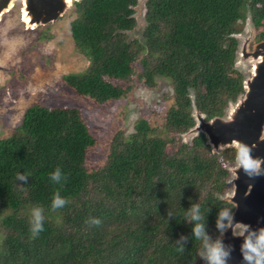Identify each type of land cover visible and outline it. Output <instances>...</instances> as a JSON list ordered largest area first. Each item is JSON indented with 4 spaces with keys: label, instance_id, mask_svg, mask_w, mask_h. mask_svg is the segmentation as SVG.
Masks as SVG:
<instances>
[{
    "label": "trees",
    "instance_id": "1",
    "mask_svg": "<svg viewBox=\"0 0 264 264\" xmlns=\"http://www.w3.org/2000/svg\"><path fill=\"white\" fill-rule=\"evenodd\" d=\"M136 2L74 1L69 30L89 63L63 79L101 105L161 78L171 94L159 123L141 117L130 133L116 129L100 163L88 167L98 138L78 109L30 104L0 137V264H194L202 242L186 219L191 205L200 204L212 238L217 212L233 209L220 196L235 149L211 153L203 133L190 142L178 135L195 123L190 92L205 119L221 116L243 92L232 33L248 11L264 39V0H146L141 42L124 33L135 26ZM57 167L66 177L60 184L49 178ZM57 190L69 203L52 211ZM34 206L45 216L37 238L29 230ZM181 236L188 237L182 253Z\"/></svg>",
    "mask_w": 264,
    "mask_h": 264
},
{
    "label": "rangeland",
    "instance_id": "2",
    "mask_svg": "<svg viewBox=\"0 0 264 264\" xmlns=\"http://www.w3.org/2000/svg\"><path fill=\"white\" fill-rule=\"evenodd\" d=\"M74 1L70 0L68 7L46 24L28 25L22 19L21 0H13L10 8L0 15V137L19 122L23 111L32 103L39 102L48 107H73L85 117L88 127L98 138L97 144L89 147L86 155L87 166L95 167L102 160L107 137L113 131L121 128L125 133H130L135 121L141 117L156 120L154 125L159 123L170 101L167 96L171 94V86L157 78L155 86L151 88L139 84L125 98L101 105L87 96L75 94L63 77L82 71L89 62L76 50L69 30L70 21L75 17ZM245 18L247 14L241 28L232 33L236 47L240 42L239 35H244L250 28ZM139 21L135 19V29L124 32L127 41L143 40L146 22L141 25ZM253 27L255 36L249 41V51L255 43L264 40L257 37L258 28L254 24ZM247 63L243 69L245 74L241 72L245 80L250 76L251 69V64ZM191 112L201 113L196 107L193 110L192 106ZM192 136V133L178 135L182 142H190ZM229 148L233 147L225 149ZM225 149L212 152L210 146L211 153H221ZM229 177L230 172L225 181L227 186ZM228 191L229 186L223 195ZM194 264H203L202 259Z\"/></svg>",
    "mask_w": 264,
    "mask_h": 264
},
{
    "label": "water",
    "instance_id": "3",
    "mask_svg": "<svg viewBox=\"0 0 264 264\" xmlns=\"http://www.w3.org/2000/svg\"><path fill=\"white\" fill-rule=\"evenodd\" d=\"M8 1L0 0V15L7 10L4 8ZM69 1L27 0L22 10H25L28 21L22 19L30 26L46 24L62 13L68 7ZM145 2L146 0H137L133 7L135 11L133 17L140 20L141 25L145 24ZM246 14V24L250 25V28L248 27L244 35H239L240 42L235 49L233 62V67L243 74H245L243 69L246 61L247 64H251L250 76L246 80L242 78L243 92L238 94L234 101L228 102L221 116L204 120L205 114L191 112L195 123L184 133H192V138L203 133L205 142L211 146L212 152H220L228 147L234 148L232 141L240 140L253 147L254 157L264 158V40L255 43L249 51L248 44L254 38L255 32L249 12L247 11ZM135 28L136 26L133 27ZM190 94L194 110L193 93L190 92ZM238 168L236 161L233 166L228 167L229 191L220 198L232 204L236 222L249 224L253 228L264 227V175L249 178ZM240 230L239 223L233 224L223 236L224 243L231 244L234 248L228 264H242L239 251L241 238L236 237ZM219 235L218 233L215 239Z\"/></svg>",
    "mask_w": 264,
    "mask_h": 264
},
{
    "label": "clouds",
    "instance_id": "4",
    "mask_svg": "<svg viewBox=\"0 0 264 264\" xmlns=\"http://www.w3.org/2000/svg\"><path fill=\"white\" fill-rule=\"evenodd\" d=\"M233 35V34H232ZM232 144L235 148V161L238 164V170L249 178L259 177L264 175V158L254 157L252 155L253 147L240 141L233 140ZM50 180L56 184H60L66 177L61 169L57 167L51 174ZM16 180L27 183L28 177L22 173H18ZM69 203V200L62 197L60 191L54 192L51 200V210L56 211L62 209ZM210 211V209H209ZM171 215V213H169ZM188 223L192 224L191 233L196 240L202 242V247L199 252V257L206 264H228L231 258V252L234 250L233 245L225 244L223 236L233 224L239 223L241 230L236 237L241 238L239 251L242 257V264H264V227L253 228L249 224H244L235 221V212L232 208H222L217 212L215 226L220 234L216 239H213L206 229V218L201 212L199 203L191 205L186 213ZM44 209L40 206H34L30 212V233L32 238H37L44 231ZM91 223L99 225V219H92ZM188 237L181 236L180 241H177L176 250L183 252Z\"/></svg>",
    "mask_w": 264,
    "mask_h": 264
},
{
    "label": "bare ground",
    "instance_id": "5",
    "mask_svg": "<svg viewBox=\"0 0 264 264\" xmlns=\"http://www.w3.org/2000/svg\"><path fill=\"white\" fill-rule=\"evenodd\" d=\"M12 1L13 0H9L6 4V8H4V10H6V9H8V8H10V6L12 5ZM22 1V3H23V5H26V2H27V0H21ZM3 10V11H4ZM1 13V12H0ZM22 18L27 22L28 21V17H27V15H26V12H25V10L23 9L22 10Z\"/></svg>",
    "mask_w": 264,
    "mask_h": 264
}]
</instances>
